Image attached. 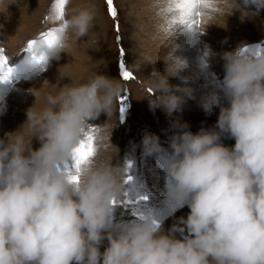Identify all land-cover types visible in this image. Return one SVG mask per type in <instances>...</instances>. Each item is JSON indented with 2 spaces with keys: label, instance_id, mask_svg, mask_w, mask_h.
Instances as JSON below:
<instances>
[{
  "label": "clouds",
  "instance_id": "obj_1",
  "mask_svg": "<svg viewBox=\"0 0 264 264\" xmlns=\"http://www.w3.org/2000/svg\"><path fill=\"white\" fill-rule=\"evenodd\" d=\"M10 3L0 0V12ZM261 10L264 0H209L200 9L205 18L200 32L216 24L209 22L215 15L239 12L243 22ZM97 16L92 0L79 7L68 0L54 42L39 34L32 38L43 57L30 61L33 71L69 55L94 30ZM169 43L170 51L159 59L164 74L154 72L145 87L151 89L150 104L171 116L184 101L177 92L191 93L168 84L170 78L188 79L173 36ZM242 49L239 45L221 57L230 106H223L215 91L202 99L206 112L220 109L215 126L193 133L177 122L165 161L166 195L190 211L167 231L151 214L113 227V201L124 196L127 178L126 168L106 156L114 146L113 129L96 128L94 154L81 165L79 183L65 169L88 125L116 112L122 83L103 73L82 83L60 74L70 82L45 81L57 90L44 95L42 107L31 89L35 101L25 122L0 138V264H264V53ZM146 62L155 61L146 59L138 67ZM5 107L0 104V114ZM225 134L235 140L233 146L222 143ZM33 139L39 148L33 149ZM142 144L148 155L161 150L155 134L146 133Z\"/></svg>",
  "mask_w": 264,
  "mask_h": 264
},
{
  "label": "rangeland",
  "instance_id": "obj_2",
  "mask_svg": "<svg viewBox=\"0 0 264 264\" xmlns=\"http://www.w3.org/2000/svg\"><path fill=\"white\" fill-rule=\"evenodd\" d=\"M9 2L7 11L0 12V47L10 56L9 65L14 73L9 82L0 83V104L6 105L0 114V138L17 130L25 122L26 112L35 101L31 89L37 92V107L43 106V98L47 92L57 90L45 81L59 86L69 83L67 77L60 78L61 74L71 76L73 82L82 83L96 73L118 79L123 85L121 96L126 97L123 101V120L119 100L112 116L107 118L101 114L91 126L104 127L109 133L113 129L110 139L119 149V154L116 147L110 146L106 156L111 158L113 164L119 163L127 167L126 174L132 180L126 184V192L129 199L138 201L137 208L145 214L153 215L165 231L177 224L180 217L186 218L190 209L166 195L165 161L171 154V137L176 131L177 122L187 124L193 133L215 126L219 107L214 106L211 112H206L202 107V99L208 93L218 92L223 106H230L229 97L223 92L225 68L222 54L235 50L239 45L243 48L264 49V10L253 20L246 19L243 22L239 12L229 17L215 15L209 22L217 25H210L204 33L183 27H178L174 32L171 28L176 26L172 25V21L174 18L178 19V13L169 9L175 10L179 0H114L118 13L115 20L109 15L106 0H92L98 9L94 30L75 44L69 50V55L62 53L58 60L50 61L46 70L33 71L31 58L27 53H22V50L29 39L59 26L60 22L45 20L54 0ZM88 2L89 0H72L75 7ZM204 19L202 16L201 26H204ZM117 22L122 38L120 43L116 41ZM172 36L179 45L175 54L186 60L187 67L183 75L188 79L183 81L170 78L168 84L174 90L177 85L181 89L187 88L191 95H186L183 91L177 92L184 97V101L181 108L169 116L161 108L150 104L147 98H151L152 93L145 87V83L146 78L152 77L154 72L164 74L165 64L159 59H163L170 51L172 45L169 40ZM120 48L125 49L123 56L119 53ZM146 59L155 62H146L139 68L138 65ZM122 62L135 79L125 81L122 78ZM67 63L66 67L60 69ZM146 133L159 137V152L151 155L144 152L142 141ZM222 143L231 147L235 140L225 134ZM32 147L39 148L40 142L33 139ZM67 164L71 165V158ZM129 164L131 167H128ZM141 196L147 199L141 201L138 199ZM132 212L131 207L114 206L113 227L121 222L137 219ZM176 235L179 237V233ZM106 245L105 240L101 251Z\"/></svg>",
  "mask_w": 264,
  "mask_h": 264
},
{
  "label": "snow or ice",
  "instance_id": "obj_3",
  "mask_svg": "<svg viewBox=\"0 0 264 264\" xmlns=\"http://www.w3.org/2000/svg\"><path fill=\"white\" fill-rule=\"evenodd\" d=\"M68 3V0H54L52 4V15L45 16V20H50L53 22H61L64 19V11L65 7ZM107 8L109 15L115 20L117 18V9L114 6V0H106ZM209 6V0H179V2L176 4V9H169V11H176L178 13V19L174 18L172 21V25H175L176 27H172V31H176L178 27H183L187 30H199L201 26V17L203 16V13L200 11L202 7H208ZM57 29L52 28L45 32H41L39 35L40 37H43L46 39L49 43L54 42L55 36L54 33ZM62 30V29H61ZM115 30L117 32L116 35V41L117 43L121 42V36L119 35L120 32V25L117 22L115 25ZM35 43L36 41L34 39H29L27 41L26 46L22 50V53H27L28 56L31 58L32 61H39L42 60L43 57L37 56L35 51ZM243 52H249L254 55H259L261 53H264V49H261L260 47L256 48H243ZM119 53L121 56L125 54V49L120 48ZM9 59L10 56L6 54V51L3 47H0V83L9 82L12 79L14 69L9 65ZM121 76L125 81H130L135 79L133 73L129 70H127L125 63L122 62L121 64ZM148 91H151L149 89ZM126 99V97L121 96L120 97V112H121V120H123V113L125 110V106L123 101ZM95 132L96 128L91 126V123L88 125L87 131L85 133V138L81 140L80 144L73 149L72 156H71V165L69 166L67 164V161L65 162V169L69 174V178L74 183H79V171L82 164L88 161V159L94 154L95 150ZM128 167H131L129 164ZM126 167V172H127ZM132 180V177L130 175H127L126 178V184ZM139 200H146L147 197H139ZM138 201L132 200L128 198V193L125 192L122 199L119 201H113L114 206H123V207H131L133 208L132 214L134 216H137L139 218H142L145 216V212L140 210L136 207Z\"/></svg>",
  "mask_w": 264,
  "mask_h": 264
}]
</instances>
